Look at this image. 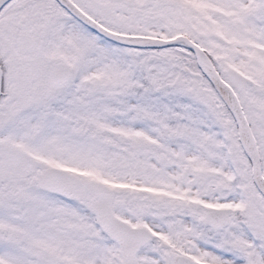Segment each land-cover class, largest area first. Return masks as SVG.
I'll return each mask as SVG.
<instances>
[{
    "label": "snow or ice",
    "instance_id": "6c2138e0",
    "mask_svg": "<svg viewBox=\"0 0 264 264\" xmlns=\"http://www.w3.org/2000/svg\"><path fill=\"white\" fill-rule=\"evenodd\" d=\"M0 264H264V0H0Z\"/></svg>",
    "mask_w": 264,
    "mask_h": 264
}]
</instances>
